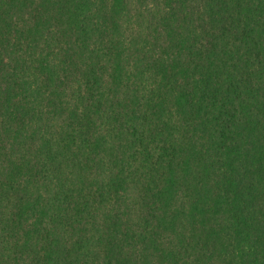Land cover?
Returning <instances> with one entry per match:
<instances>
[{
    "label": "trees",
    "instance_id": "trees-1",
    "mask_svg": "<svg viewBox=\"0 0 264 264\" xmlns=\"http://www.w3.org/2000/svg\"><path fill=\"white\" fill-rule=\"evenodd\" d=\"M0 264H264V0H0Z\"/></svg>",
    "mask_w": 264,
    "mask_h": 264
}]
</instances>
